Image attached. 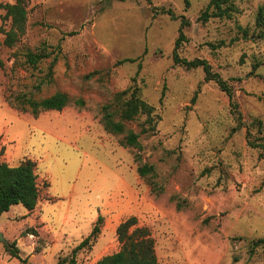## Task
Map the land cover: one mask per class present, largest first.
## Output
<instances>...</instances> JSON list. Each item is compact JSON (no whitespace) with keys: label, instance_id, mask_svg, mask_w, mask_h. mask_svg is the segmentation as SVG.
<instances>
[{"label":"rangeland","instance_id":"obj_1","mask_svg":"<svg viewBox=\"0 0 264 264\" xmlns=\"http://www.w3.org/2000/svg\"><path fill=\"white\" fill-rule=\"evenodd\" d=\"M209 2L26 0L16 45L0 31V163L30 157L42 177V229L24 226L22 204L6 229L19 240L9 244L34 254L20 250L28 264H95L120 249L116 229L130 216L151 229L165 264H264L254 245L264 238V0H236L230 16L203 20ZM182 21L179 56L208 60L232 100L202 66L175 62ZM28 51L49 56L33 65ZM128 87L154 107L127 125L138 146L102 121L103 106ZM58 91L70 97L62 110L18 107L20 94ZM145 165L152 170L141 175ZM99 215L97 239L75 252ZM0 264L23 263L0 241Z\"/></svg>","mask_w":264,"mask_h":264},{"label":"trees","instance_id":"obj_2","mask_svg":"<svg viewBox=\"0 0 264 264\" xmlns=\"http://www.w3.org/2000/svg\"><path fill=\"white\" fill-rule=\"evenodd\" d=\"M236 0H210L206 9L202 12L201 18L209 20L212 17L230 16L232 11L236 10ZM0 8L5 10L3 19L10 20L9 29L4 26L0 27V31L5 34L4 45L13 47L25 34L28 21V8L26 0H15L14 2L0 3ZM172 15V12L169 11ZM257 23L261 26V36H264V7H260L257 15ZM186 21H182L180 35L176 40L174 49V59L176 63H183L189 68L202 66L205 71L206 80H214L219 87L225 91L230 100L233 98V92L228 83L211 68V64L206 59H183L178 54V48L184 38L183 27ZM48 53H33L28 51V62L36 65L43 58H47ZM135 59L127 58L121 62L134 61ZM54 63V62H53ZM2 64V61H0ZM19 108L30 110L34 115H38L44 110H62L70 102V97L65 92H55L52 95L42 98H34L28 93L20 94L16 98ZM78 103L83 104L80 100ZM154 107L144 100L138 89L128 87L114 94L110 103L103 106L102 121L107 131L115 134L126 133L125 144L130 146H138L140 134L132 129H128L129 122L137 119L141 114L151 115ZM37 164L30 158H23L18 164L11 165L7 162L0 163V216L10 210L15 204H22L26 209L32 211L36 208L40 200V189L38 186V173L36 171ZM152 170V166L140 167L141 175H146ZM179 206V205H178ZM104 217L99 215L92 232L84 238L74 249H82L89 243L95 241L101 231ZM36 234L34 230L31 232ZM116 233L121 243L119 250L104 255L95 264H165L161 262L156 253V240L148 226H141L136 216H130L121 221L117 226ZM254 245H263L264 238L254 240ZM6 249L13 257L19 258L23 264H28L26 258H22L19 254L20 250L16 246V242L5 245ZM66 261L61 260L59 264H65Z\"/></svg>","mask_w":264,"mask_h":264},{"label":"crops","instance_id":"obj_3","mask_svg":"<svg viewBox=\"0 0 264 264\" xmlns=\"http://www.w3.org/2000/svg\"><path fill=\"white\" fill-rule=\"evenodd\" d=\"M14 152H15V150H14ZM27 158H30V157H27ZM30 159L34 160L33 158H30ZM36 169H37V167H36ZM41 178L42 177L41 176L39 177V175H38V186H39V189H40V180H41ZM10 211H11V208H10V210H8V211H6L4 213H9L10 214ZM2 215L0 216V232H2L4 234V237L5 238L10 239V237H11L13 240H18V238L16 236H14V235H10V237H9L7 235V230H6L8 226L10 227L11 225H13L12 224L13 223L12 221H14V220H12L11 218L14 215V213H11L10 215L7 216V220H9V224L3 223V221H2ZM21 218H24L25 221L28 220L27 222L24 223V226L25 225H27V226L29 225V226H35V228L37 230L42 229V227L45 224L44 223V213H43L42 200L41 199L39 200V202H38V204H37V206H36V208L34 210L29 211L27 209L26 211H23L22 214H21ZM37 223H39V226H37ZM21 230H22V226H21ZM18 242H19V240H18ZM19 250H21L23 253H27L21 247H20ZM44 252H46L45 249H44ZM45 254H43L44 257L47 256V254L46 255ZM27 256H29V258L32 259L34 257V254H31V252H29V253H27Z\"/></svg>","mask_w":264,"mask_h":264},{"label":"water","instance_id":"obj_4","mask_svg":"<svg viewBox=\"0 0 264 264\" xmlns=\"http://www.w3.org/2000/svg\"><path fill=\"white\" fill-rule=\"evenodd\" d=\"M0 241L3 242L5 245L9 244V241L4 237V234L0 232Z\"/></svg>","mask_w":264,"mask_h":264}]
</instances>
